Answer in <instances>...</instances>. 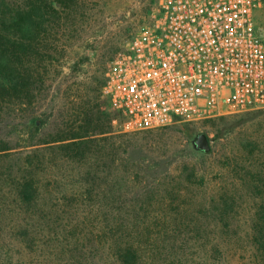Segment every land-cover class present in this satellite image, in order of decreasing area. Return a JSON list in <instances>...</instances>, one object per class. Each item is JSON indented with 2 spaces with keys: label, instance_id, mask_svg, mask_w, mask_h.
Instances as JSON below:
<instances>
[{
  "label": "rangeland",
  "instance_id": "1",
  "mask_svg": "<svg viewBox=\"0 0 264 264\" xmlns=\"http://www.w3.org/2000/svg\"><path fill=\"white\" fill-rule=\"evenodd\" d=\"M159 3L87 0L77 24L56 37L58 53L39 66L32 104L16 120L2 110L0 137L13 149L0 153V176L11 165L41 190L37 208L0 216V264H124L126 250L134 264H264L256 244L264 240V108L159 130L109 124L106 72ZM256 23L264 36V4ZM29 120L44 122L34 142L112 132L89 136L85 157H67L61 143L29 147ZM200 133L210 154L192 145Z\"/></svg>",
  "mask_w": 264,
  "mask_h": 264
},
{
  "label": "built area",
  "instance_id": "2",
  "mask_svg": "<svg viewBox=\"0 0 264 264\" xmlns=\"http://www.w3.org/2000/svg\"><path fill=\"white\" fill-rule=\"evenodd\" d=\"M264 0H160L106 72L103 94L127 131L264 108Z\"/></svg>",
  "mask_w": 264,
  "mask_h": 264
},
{
  "label": "trees",
  "instance_id": "3",
  "mask_svg": "<svg viewBox=\"0 0 264 264\" xmlns=\"http://www.w3.org/2000/svg\"><path fill=\"white\" fill-rule=\"evenodd\" d=\"M86 3L87 0H0V114L2 110L4 113L7 107L16 120L26 111L23 106L32 104L34 95L43 85L39 66L49 64L58 53L56 37L77 24ZM110 110L112 113L110 126L113 120H124L118 110L112 107ZM8 118L9 115L4 117L5 120ZM29 123H31V126L30 124L27 126L29 132L27 135L31 136L28 139L29 147L61 143L58 148L62 149L67 157L73 156L72 152L75 156L85 157L84 145L89 136L112 132L109 126V128L96 129L92 134L77 133L72 137L61 136L57 139L34 142V136L40 133L44 122L42 121V126L33 120H29ZM12 149L7 139L0 137V153ZM29 161L27 166H33V162L29 163ZM14 170L15 168L8 165L0 176L1 181L6 185V189L0 190V216L15 213L11 212V207H18L19 210H16L18 212L23 211L24 204L28 205V209L37 208L34 203L38 201L40 195L38 192L41 188H38L34 177L26 174L19 176ZM6 192L14 196L13 206L2 204L6 199L4 194ZM41 212L45 211L41 210ZM256 244L260 250H264L263 239L256 241ZM121 253L124 255L119 256L124 264H134L135 257L132 258L131 250Z\"/></svg>",
  "mask_w": 264,
  "mask_h": 264
},
{
  "label": "water",
  "instance_id": "4",
  "mask_svg": "<svg viewBox=\"0 0 264 264\" xmlns=\"http://www.w3.org/2000/svg\"><path fill=\"white\" fill-rule=\"evenodd\" d=\"M192 145L196 151L204 154H210L212 152V145L209 137L205 133L198 134L193 140Z\"/></svg>",
  "mask_w": 264,
  "mask_h": 264
}]
</instances>
